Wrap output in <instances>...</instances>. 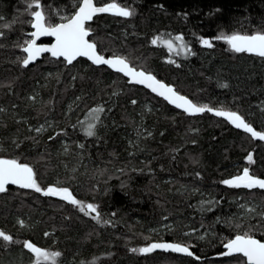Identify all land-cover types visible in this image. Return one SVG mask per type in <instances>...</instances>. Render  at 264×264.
Returning a JSON list of instances; mask_svg holds the SVG:
<instances>
[{
	"label": "trees",
	"instance_id": "16d2710c",
	"mask_svg": "<svg viewBox=\"0 0 264 264\" xmlns=\"http://www.w3.org/2000/svg\"><path fill=\"white\" fill-rule=\"evenodd\" d=\"M107 1L133 14H99L86 24L100 53L122 56L197 105L238 113L264 132V57L217 39L264 34V0ZM32 2L0 0V157L31 166L42 190L69 188L99 218L43 191L8 188L0 193V231L15 242L0 238V264H38L26 241L60 253L55 264H246L222 253L239 234L264 240V189L223 181L246 167L264 179V141L209 112L188 115L82 57L68 64L45 54L24 66ZM40 2L55 25L65 20L56 11L72 15L80 0ZM94 109H102L98 120ZM163 240L195 256L139 252Z\"/></svg>",
	"mask_w": 264,
	"mask_h": 264
},
{
	"label": "snow or ice",
	"instance_id": "6c2138e0",
	"mask_svg": "<svg viewBox=\"0 0 264 264\" xmlns=\"http://www.w3.org/2000/svg\"><path fill=\"white\" fill-rule=\"evenodd\" d=\"M34 6L37 9L41 8L40 0H34ZM30 7H32V5H30ZM77 7L78 10L66 23L56 25L48 24L42 11H32L30 13L34 21L31 26L36 29L31 35L37 38L40 36H52L55 37V43L48 47L38 46L35 39L28 41L27 46L22 49L23 52L27 54L26 58L22 61L24 66H27L44 52H50L53 57H63L69 64L77 57H87L94 64L108 65L115 68L118 72H123L126 76L131 77L135 83L146 85L151 88L153 92L163 96L170 103L175 104L176 107L183 108L184 111L189 114L214 111L207 106H197L186 97L179 95L172 87L156 80L153 75L146 74L144 71H137L133 67H130L125 58L113 57L111 59H106L104 56L98 54L96 44L88 39L90 30L86 27V23L91 21L98 13H111L120 17H129L133 13L127 7H122L116 2L108 3L105 6H96L93 0H81V3H79ZM217 39H224L230 45L231 49L237 53L248 52L264 57V34H233L230 36L217 37ZM175 40L181 41L180 48L183 49L186 47L183 44L182 36L175 37ZM152 43L156 44L157 39H153ZM202 43L208 47H212L211 42L207 39L202 40ZM164 44L170 51L173 50L174 44L172 39L165 40ZM133 103H135V101H133ZM100 111H102V109L93 110V119H99L96 113ZM215 115L225 117L235 125L236 128H243V130L250 133L253 138L264 140V133L255 131L252 126L247 124L237 113L216 110ZM94 128V123H88L85 129L86 134L88 136L94 135ZM248 160H252L251 155L248 156ZM223 183L235 188L244 187L253 189L258 187L264 189V179L251 175L247 167L243 169L241 175L224 180ZM9 184L18 185L20 188L24 189H34L36 192L43 191V194L46 196H60L67 202L79 206L81 212H85V208H87L88 213H96V216L93 217L94 219L99 218V212L95 205H82V202L77 200L68 188L48 187L46 190H42L36 182L33 168L27 164H21L14 159H0V193L5 192V186ZM0 238L5 242H15L11 235L5 234L2 231H0ZM23 246L35 254L38 264H40L41 261L55 264V257L60 255L58 252L49 253L27 241L24 242ZM224 247L227 251L222 253L223 256L239 254L246 258V264H264V242L255 239L249 233L236 235L235 238L229 240ZM155 249H170L173 252L183 253L188 256L193 255L187 246L171 243H153L147 247L140 248L139 252L150 253ZM133 251L137 250L133 249Z\"/></svg>",
	"mask_w": 264,
	"mask_h": 264
},
{
	"label": "water",
	"instance_id": "95a60500",
	"mask_svg": "<svg viewBox=\"0 0 264 264\" xmlns=\"http://www.w3.org/2000/svg\"><path fill=\"white\" fill-rule=\"evenodd\" d=\"M93 3H94V1H93ZM95 4V3H94ZM96 6H98V5H96ZM103 6H105V5H103ZM78 10V9H77ZM99 14H110V15H113V14H111V13H98V14H96V15H99ZM95 15V16H96ZM94 16V17H95ZM93 17V18H94ZM93 20V19H92ZM91 20V21H92ZM91 21H88V22H91ZM34 22V21H33ZM67 22V20L66 21H63V22H59V23H57V24H60V23H66ZM87 22V23H88ZM86 23V24H87ZM56 25V24H55ZM90 30V29H89ZM36 31V29L35 28H33L32 27V30L30 31V33H29V36L31 37V40L32 39H35L36 40V44L38 45V46H48V47H50L52 44H54L55 43V37H52V36H40V37H33L31 34L33 33V32H35ZM91 34H92V31L90 30V35H89V37H88V39L90 40V36H91ZM252 35H255V34H252ZM44 40H49V42H43ZM91 41V40H90ZM91 42H93V41H91ZM96 44V43H95ZM27 46V45H26ZM25 46V47H26ZM96 47H97V45H96ZM97 52H98V54H100V55H102V56H104L106 59H111V58H113V57H122V56H105V55H103L102 53H100V51L98 50V48H97ZM246 53H248V52H246ZM45 54H50L51 55V53L50 52H44V53H41L34 61H32V62H30L28 65H31V64H34V63H36L38 60H41L42 59V57L45 55ZM248 54H250V55H255V54H252V53H248ZM52 56V55H51ZM258 56V55H257ZM55 58H63V57H55ZM78 58H81V57H77L76 59H74L73 61H72V63L75 61V60H77ZM82 58H85V59H87V60H89L87 57H82ZM123 58V57H122ZM64 59V58H63ZM126 60V59H125ZM90 62H92L91 60H89ZM67 62V61H66ZM126 62L129 64V66L130 67H133L134 69H136L137 71H144L146 74H151V75H153L155 78H156V80H158V81H161L162 83H164L165 85H168V86H170V87H172L179 95H181V96H184V97H186L188 100H190V101H192V103H194V104H196L190 97H188V96H186V95H184V94H182V93H180L177 89H176V87L173 85V84H169V83H167V82H165L164 80H161V79H159L154 73H152V72H149V71H146V70H144V69H141V68H137V67H134L128 60H126ZM68 63V62H67ZM93 63V62H92ZM69 64V63H68ZM94 64V63H93ZM94 65H96V66H106V67H108L109 69H111L112 71H114V72H117V73H120V74H122L123 76H125L127 79H128V82L129 83H131V84H136V85H139V86H142V87H144V88H146V89H148V90H150L152 93H154L155 95H157V96H159V97H161L162 99H164L165 101H167L170 105H172L173 107H175V108H177V109H180V110H182V111H184V109L183 108H178V107H176V105L175 104H172V103H170L168 100H166L163 96H160V95H158L156 92H153L152 90H151V88H149V87H147L146 85H144V84H138V83H135L133 80H132V78L131 77H129V76H126L123 72H118V71H116V69L115 68H112V67H110V66H108V65H104V64H94ZM197 105V104H196ZM197 106H199V105H197ZM211 109H213V108H211ZM214 111H212V112H209V111H205V112H209V113H211V114H213V115H215V111H216V109H213ZM185 112V111H184ZM205 112H202V113H195V114H189L188 112H185V113H187L188 115H191V116H194V115H201V114H203V113H205ZM238 114V113H237ZM238 115H240V114H238ZM216 116V115H215ZM241 116V115H240ZM217 117H220V118H223V119H225V120H227L229 123H231L228 119H226L225 117H221V116H217ZM244 120H245V122L247 123V124H249L247 121H246V119L243 117V116H241ZM250 126H252L251 124H249ZM235 126V125H234ZM252 128L255 130V131H258V132H261V133H264V132H262V131H259V130H257L255 127H253L252 126ZM238 129V128H237ZM239 130H242L243 132H245L244 130H243V128H239ZM247 133V132H246ZM249 135H251L250 133H248ZM255 140H257V141H264V140H260V139H258V138H254ZM0 159H12V158H6V157H0ZM15 160V159H14ZM18 162V161H17ZM20 163V162H19ZM21 164H23V163H21ZM29 166V165H28ZM31 167V166H30ZM32 168V167H31ZM34 170V169H33ZM250 172V171H249ZM34 174H35V172H34ZM6 187V190L8 189V188H12V187H18V188H20L18 185H12V184H9V185H6L5 186ZM21 189H24V188H21ZM239 235H243V234H239ZM254 237V236H253ZM235 238V237H234ZM234 238H232V239H234ZM255 239H258V240H260L261 242H264V240H261V239H259V238H257V237H254ZM159 243H171V244H180V245H182V246H187V245H185V244H182V243H179V242H176V241H168V240H163V241H160ZM188 247V246H187ZM189 248V250L193 253V255L192 256H195V254H194V251L192 250V248H190V247H188ZM224 249H225V251H227V249L224 247ZM158 250H160V251H162V252H165V253H174V254H179V255H185V256H188V255H186V254H183V253H177V252H173V251H171L170 249H168V250H165V249H158ZM235 255H239V254H234V255H232V256H235Z\"/></svg>",
	"mask_w": 264,
	"mask_h": 264
},
{
	"label": "rangeland",
	"instance_id": "374dc122",
	"mask_svg": "<svg viewBox=\"0 0 264 264\" xmlns=\"http://www.w3.org/2000/svg\"><path fill=\"white\" fill-rule=\"evenodd\" d=\"M101 2L102 3H106V2H108L107 0H101ZM41 3V2H40ZM32 5H34V2H32L31 3ZM43 10V6L41 5V8H39V9H37L36 8V11H42ZM57 13H56V15L59 17V18H62V19H67L71 14L66 10V11H60V10H57L56 11ZM202 40H204V39H202ZM207 40H209V39H207ZM210 41V40H209ZM137 67V66H136ZM142 69V68H141ZM145 70V69H144ZM248 168V167H247ZM250 171V170H249ZM242 173H240L239 175H241ZM251 175H253V176H255L254 174H251ZM255 177H257V176H255ZM230 179H232V178H230ZM48 187H56V188H67V187H59V186H55V185H50V186H48ZM47 187V188H48ZM46 188V189H47ZM45 189V190H46ZM69 189V188H68ZM69 191L72 193V191L69 189ZM72 195L77 199V200H79V201H81L82 202V205H84V206H86L87 204H92V203H86V202H84V201H82V200H80V199H78L73 193H72ZM50 197H54V198H59V199H61V200H64V199H62L60 196H53V195H49ZM64 201H66V200H64ZM67 202V201H66ZM69 203V202H68ZM73 205V204H72ZM94 205V204H93ZM75 206V205H74ZM76 208H78L79 209V206H75ZM85 213H88V210H87V208H85ZM94 213V212H93ZM156 243H159V242H156ZM153 244V243H152ZM149 246V245H148ZM145 247H147V246H145ZM144 248V247H143ZM155 250H157V249H155ZM155 250H153V251H155Z\"/></svg>",
	"mask_w": 264,
	"mask_h": 264
},
{
	"label": "flooded vegetation",
	"instance_id": "af4514ba",
	"mask_svg": "<svg viewBox=\"0 0 264 264\" xmlns=\"http://www.w3.org/2000/svg\"><path fill=\"white\" fill-rule=\"evenodd\" d=\"M93 1H94L95 5H98V6H103L104 4L111 3V2L102 3L101 0H93ZM80 3H81V0H80Z\"/></svg>",
	"mask_w": 264,
	"mask_h": 264
},
{
	"label": "bare ground",
	"instance_id": "6f19581e",
	"mask_svg": "<svg viewBox=\"0 0 264 264\" xmlns=\"http://www.w3.org/2000/svg\"><path fill=\"white\" fill-rule=\"evenodd\" d=\"M64 2V1H63ZM67 7V6H66ZM105 56H107V55H105Z\"/></svg>",
	"mask_w": 264,
	"mask_h": 264
}]
</instances>
